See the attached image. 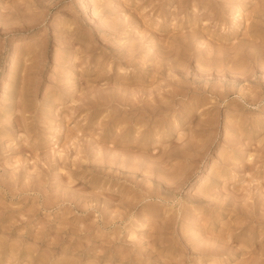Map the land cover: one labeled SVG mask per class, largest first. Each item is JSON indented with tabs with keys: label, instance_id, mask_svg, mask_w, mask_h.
<instances>
[{
	"label": "rangeland",
	"instance_id": "rangeland-1",
	"mask_svg": "<svg viewBox=\"0 0 264 264\" xmlns=\"http://www.w3.org/2000/svg\"><path fill=\"white\" fill-rule=\"evenodd\" d=\"M0 264H264V0H0Z\"/></svg>",
	"mask_w": 264,
	"mask_h": 264
}]
</instances>
